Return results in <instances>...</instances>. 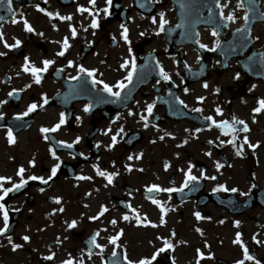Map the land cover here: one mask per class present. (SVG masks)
Returning a JSON list of instances; mask_svg holds the SVG:
<instances>
[{
    "label": "flooded vegetation",
    "instance_id": "flooded-vegetation-1",
    "mask_svg": "<svg viewBox=\"0 0 264 264\" xmlns=\"http://www.w3.org/2000/svg\"><path fill=\"white\" fill-rule=\"evenodd\" d=\"M194 1L113 0L109 16L102 11L108 7L106 0H96L95 7L89 0H13V12L20 21L16 24L11 22L6 0L0 5V16L5 17L0 21L4 40L9 45L21 42L19 48L10 49L0 41V52L6 53L0 56V101H8L0 107L4 117L0 120V177L18 183L17 172L23 167L25 179L34 175L48 180L51 169L60 164L48 184L29 180L23 189L10 193L3 201L9 210V231L0 236V264H63L68 259L74 264H126L125 255L138 264L162 247L166 250L152 264H197L198 260L199 264H238L241 260L245 264H264V109L254 112L260 106L258 102L264 100V18L260 16L264 0H244L243 8L238 6L240 0H220L222 5L227 4L225 15L236 16L235 22L226 27L219 19L216 0H199L202 23L196 28L197 39L207 47L201 48L190 34L194 23L188 24L186 37L178 40L185 45L174 46L177 40L173 36L172 46L165 31L175 32L176 4L184 3L190 17ZM80 6L98 13L99 28L90 27L93 17L87 12L81 15L77 11ZM38 7L59 13V17L71 15L72 20L50 18ZM246 11L256 21L248 32H237ZM160 13L165 14L168 24L164 32L156 35ZM152 17H156L157 24L151 22ZM24 19L33 27V33L25 30ZM121 24L129 29L131 51L122 38ZM71 27L76 28L75 38ZM214 30L218 33L215 37ZM65 37L71 47L64 57H59L56 54L62 50ZM211 48L216 51H209ZM26 57L30 67L42 68L44 60L55 61L46 73L40 74V84L34 82L31 72L23 71ZM132 57L136 60L134 80L115 103L111 101L116 98L101 91L102 85L93 88L92 78L78 72L81 65L94 69L96 79L112 86L131 71L130 63L127 69L121 64ZM160 67L170 81L159 75ZM78 75L80 80L72 79ZM13 91L18 95L10 98L8 94ZM45 95L47 105L23 119H15L29 105L42 104ZM88 104L93 105L92 111L85 113L83 109ZM148 104L155 107L145 127L141 114L147 116ZM197 108L202 111H194ZM61 113L66 115L65 124L48 133L46 141L41 128L54 127ZM209 116L218 123L244 121L249 131L234 134L237 147L244 144L245 136L259 147L253 150L244 144L242 155H236L237 147L228 143L233 136L223 135L205 119ZM9 127L14 144L7 138ZM236 127L242 129L243 125ZM120 128L124 132L110 148L111 137ZM77 138L80 142L75 144ZM57 141L73 143L74 147H62ZM51 149H55L58 160L51 155ZM129 156L133 159L129 160ZM217 163L224 165L219 171ZM166 165H170L167 170ZM190 165L195 166L193 175L200 177L204 171L207 176H217V180L200 179L182 193L170 195L147 191L152 185L181 188ZM97 168L119 174L108 184L105 177L97 174ZM79 176L91 179L80 180ZM221 184L239 191L215 192ZM11 186L5 183V187ZM56 199L61 203H55ZM153 199L161 201L164 213L152 203ZM103 207L108 212L91 220ZM60 208L64 211H58ZM196 212L204 219L197 220ZM137 213L141 218L139 226ZM126 214L129 221L122 219ZM73 220L77 226L69 229ZM112 220L117 221L115 226ZM3 227L0 214V228ZM120 230L123 235L117 248L109 240ZM97 232L96 241L103 246L102 251L90 244ZM237 233L241 234L240 244L234 243ZM24 236L30 237V242H25ZM8 237L22 247L13 251ZM165 241L172 247L167 248ZM244 247L253 260L245 259ZM114 250L117 257L111 255ZM198 250L204 254L203 259ZM49 255L54 259H43Z\"/></svg>",
    "mask_w": 264,
    "mask_h": 264
},
{
    "label": "snow or ice",
    "instance_id": "snow-or-ice-1",
    "mask_svg": "<svg viewBox=\"0 0 264 264\" xmlns=\"http://www.w3.org/2000/svg\"><path fill=\"white\" fill-rule=\"evenodd\" d=\"M6 2H7V5H8L7 11H8V13L12 14V21L11 22L13 24L19 23L20 21L15 18V13L13 12V8H12L13 0H6ZM112 2H113V0H106V4L108 5V7H105L102 10L105 14H107L109 16L111 15L110 8L112 6ZM157 2H159V0H157ZM4 3H5V0H0V5H2ZM89 3L93 7H95L96 0H89ZM238 6L243 8L244 7V0H240V3H239ZM215 7L217 9H219V13H218L219 19H220V21L224 22V26L225 27L227 26V23L235 22V20H236L235 13H230L228 15H225V13H224V8L227 7L226 3L222 5L220 3V0H216ZM38 10L41 11V12H45V9H43V8H39L38 7ZM77 11L81 15H83L84 13L87 12L90 16L93 17L92 22L90 24V27L92 29H97V28L100 27L99 21L97 19V17H98V13L97 12H93L91 9L85 8L84 6H80L77 9ZM210 11H211V9H210ZM45 14L48 15L50 18L59 17V13L53 14L51 12H45ZM159 16H160L159 24H158L159 30L156 32V35H159L160 33L164 32L165 31V26L168 24V21L165 19V14L164 13H160ZM260 16L262 18H264V12L260 13ZM59 18L62 19V20H67V21H71L72 20V16L71 15L65 16V17H59ZM4 19H5L4 16H0V21H3ZM242 19L244 20L245 24H247L249 22V15L247 14V11H246L245 15L242 17ZM151 22L153 24H157L156 17H152ZM23 23L25 25V30L27 32H29V33H33L34 32L33 27L28 23L27 19H24ZM181 26L182 25H177V27H181ZM121 28H122V33H121L122 38L125 41V43H127L129 45V51H131V41L129 39V29L124 24H121ZM85 31H87V29H85ZM243 31H244V29H237V32H243ZM39 35H43V33H40ZM71 35H72L73 38L76 37L77 31H76L75 27H71ZM141 35H144V33H141ZM196 35L198 36L199 34L196 33ZM212 35L214 37L217 36L218 35L217 31L214 30L212 32ZM0 41L4 42V46L6 48H10V49L19 48L21 46V42L19 40H16L14 44L9 45L7 43V41L4 40V34H3L2 30H0ZM195 42L197 44H199V40L198 39ZM199 46L201 48H206L207 47L204 44H199ZM218 46H219V42H217V47ZM70 47H71V45L69 43V40H68L67 37H65L63 42H62V50L59 51L56 55L59 56V57H64L66 52L69 50ZM208 50L209 51H216V48H211V49H208ZM5 55H6V53L0 52V56H5ZM42 63H43V67L42 68H38V67H35V66H31L30 67L29 58H27V57L25 58V64L23 66V71L25 73L31 72V74L34 77V82L36 84H40L41 83L42 77H41L40 74L41 73H46L48 71L49 67L51 65H53L55 63V61L54 60H44ZM129 63L131 64V71L128 72V74L126 75L124 80H121V81L117 82L115 85H112V86H110L109 84L103 82L102 80L96 79L95 78L96 77V70H94V69L93 70H89V69H86L85 67H83L81 65L78 68V72L81 75H86V76L92 78L91 84H92L93 88H95L96 86L102 85L101 91L103 93H106L110 97L116 98L115 100L111 101V102L115 103L117 100L122 99L121 93L130 84H132V82H133V77H134V75L136 73V60H135V57H132L130 62L129 61H124V63L121 64V68L127 69L129 67ZM68 66L72 67L73 66V62L69 61L68 62ZM158 67H159V65H158ZM60 71H63V70L61 69ZM159 75L165 81H170V79H171V77L164 71V69L162 67H160ZM80 78H81L80 75L72 77V79H74V80H80ZM236 78L239 79V74H237ZM85 83H87V82H85ZM28 87H31V85H28ZM204 87L207 88L208 85L204 84ZM187 91L188 90L185 89V92H187ZM217 91H219V90H217ZM8 95L11 98V97H15L16 95H18V93L16 91H13V92H10ZM170 95H171V93H170ZM177 100H178V102L180 104L184 105V107H187V105L184 104V101L179 100L178 98H177ZM199 100L202 103L204 98L201 97V98H199ZM103 102H108V101L104 100ZM6 103H8L7 100L0 101V107H2L3 104H6ZM48 103H49L48 98L45 95V96L42 97V104H40L39 106L36 103H33V104L29 105L27 111H25L21 115L16 116L15 119H17V120L23 119V117H26L30 113H33V112L37 111L38 107H43L44 105H47ZM258 103H259L260 106L257 107L256 109H254V112H256V113H259L262 109H264V100H260ZM92 107H93L92 104H88V105L85 106L83 111L85 113H89V112L92 111ZM154 107H155V104H148L147 107H146L147 116H145L144 114H141V119L145 121V127L148 126L147 119H148V117L152 116ZM194 111L200 112V111H202V109L197 108V109H194ZM216 112L218 114H220V115L223 114L222 111L219 108L216 109ZM134 114L135 113L129 112V115H134ZM3 118H4L3 115L0 114V120H2ZM205 119L208 120V121H211V123L213 125H215L219 129H221L223 135L227 136V135L231 134L233 136V138L230 139L228 141V143L233 145V147H237V145H236L237 137L234 134L236 132H239V131H244V132H248L249 131V128H248L247 124L244 121H242V120L234 119L231 122V124H230L228 121H222V122L218 123L213 117H210V116L206 117ZM77 120L79 121L80 117H77ZM65 122H66V115L64 113H61L60 114V120L54 127H52V128H47V127L41 128V132L45 134L44 135V139L47 141L49 139V136L47 134L50 133V132L54 133V132L58 131L59 128L62 125L65 124ZM236 125H243V128L240 129V128L236 127ZM200 130L201 129H197V131H200ZM108 131L110 132L111 129H108ZM123 132H124V129L120 128L119 132L116 135H113L111 137L112 144L110 145V148H114L115 147V145L117 143V136L120 133H123ZM105 134H107V133H105ZM7 138H8V141H9L10 144H14L16 142L15 137L13 135V130L10 127L7 130ZM160 139L163 140L164 136H161ZM79 142H80V138H77V140L74 143L78 144ZM56 143L59 144L62 147H66V148H69V149L74 147L73 143H66V142H62V141H57ZM153 143H155V141H153ZM184 143L186 144L187 141H185ZM209 143H213V142L209 141ZM223 143H224V141H221V145ZM244 144H246L249 148H251L253 150H255V148L259 147L258 144H256V145L251 144L246 136L244 137ZM244 144H241V145H239L237 147L236 155H238V156L242 155ZM96 147H99V145H97ZM50 151H51V155L53 156V158L58 160L59 157L56 156L55 149H51ZM207 155L211 156V153H207ZM128 159L132 160L133 157L129 156ZM31 163H32V166L34 167L35 166V161L33 160ZM169 166L170 165H166L165 169L167 170V168ZM193 167H195V166L194 165H190L188 167L187 172H185V177L186 178H185V181H184L183 186L181 188H175V187H172V188H161V187H159L157 185H152L151 187H149L147 189V191L149 193H152V192H166V193H168L170 195L171 193H174V192H181L182 193L184 191V189L189 188V186L191 184L198 183L200 179L217 180V176H207L204 171L201 172V176L200 177H197V176L193 175L192 174ZM216 167H217V171H219V169L224 167V165L220 164V163H217ZM59 168H60V164L58 163L51 169V176L49 177L48 180L44 179L43 177H37V176H34V175L30 176L27 179H25V177H24L25 169L23 167L19 168V170L17 172V175L20 177V182H18V183L12 184L11 178L0 177V193H2V194H0V214H2L3 221H4V227L0 228V236H4L9 231V210L5 206V204L3 203V201L6 200V198L9 196V194L10 193H14V192H19L21 189H23L29 183V180H32V181L39 180L42 184H48L49 180L57 175V170ZM96 171H97V174L99 176L105 177L107 179L108 184H112L113 180H114V177L119 174V173H106V172L100 171L99 168H97ZM129 171H131V169H129ZM141 171H142V169H141ZM181 171H183V169H181ZM77 179L84 180V179H91V178L90 177H85V176H79V177H77ZM5 183L11 184L12 186L11 187H5ZM252 187L255 188L256 185H253ZM41 191H43V189H41ZM214 191L215 192H220V191L229 192L230 191L232 193H236L239 190L236 189V188L229 189L227 186L221 184V185H218L214 189ZM240 195L247 196V195H250V193H240ZM55 203L60 204L61 200L60 199H56ZM152 203L156 204V205H159L160 206V211L162 213H164L166 211V209L164 208V206L161 203V201L153 199ZM17 211H18V209H17ZM58 211L63 212L64 209L60 208V209H58ZM133 211H135V210L133 209ZM106 212H108V208L107 207H103L98 216L90 217V219L91 220L99 219ZM195 217H196L197 220L204 219V217L199 212L195 213ZM122 219L124 221H129V216L126 214V215H124L122 217ZM136 219L138 221V226H139V222H140V219H141L140 216H139V213L136 214ZM164 222L165 221L162 218L161 219V223L163 224ZM223 222L224 221H221V223H223ZM111 223H112L113 226H115L117 224V221L116 220H112ZM235 224L238 227L239 226V221L235 222ZM76 226L77 225H76V221L75 220H73L70 224H68V228L69 229L75 228ZM144 226H147V225H144ZM151 226L152 227H157L156 224H151ZM197 231H200V229H197ZM122 235H123V230H120V232H118L115 236H112L110 238L109 242L112 245H114V246H116L118 248L119 245L117 244V241L120 240ZM173 235H174V233H173ZM98 236H99V232H97L96 235L91 239L90 244H91V246H93L95 248H98V249H101V251H102L103 250V246L101 244L97 243V241H96V237H98ZM240 236H241V234L237 233V237H236V240L234 241V243H237V244L241 243ZM22 239L25 242H30V237H28V236H24V237H22ZM8 240H9V243L12 244V250L13 251H16V250H18V249H20L22 247L21 244L12 243L11 237H8ZM256 243H260V241L257 240ZM165 244H166L167 248H171L172 247V245L170 243H168L167 241H165ZM165 250H166V248H164V247L160 248L156 253L153 254V256L150 259L149 258L141 259L138 262V264H152V262L154 260H156V258L160 255V253L164 252ZM243 251H244V256H245L246 260H253L254 259V257L249 254V251H248L247 247H244ZM198 254H199L201 259L204 258V254L202 252H199V250H198ZM91 255H92L91 248H89V251H88L89 258L91 257ZM111 255H112V257H117L118 253H117V251L114 250V251H112ZM43 259L44 260H48V261L53 260L54 259V255H49V256L43 257ZM124 259L126 261V264H133V261L128 260L127 255L124 256ZM63 264H74V262H73L72 259H68V260H65L63 262ZM80 264H83V261H81ZM197 264H199V260L197 261ZM238 264H245V261L241 260V261L238 262ZM256 264H260V262L256 261Z\"/></svg>",
    "mask_w": 264,
    "mask_h": 264
}]
</instances>
